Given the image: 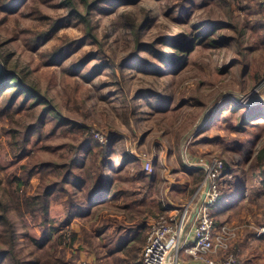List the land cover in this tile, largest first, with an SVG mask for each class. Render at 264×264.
I'll list each match as a JSON object with an SVG mask.
<instances>
[{
  "label": "rangeland",
  "instance_id": "obj_1",
  "mask_svg": "<svg viewBox=\"0 0 264 264\" xmlns=\"http://www.w3.org/2000/svg\"><path fill=\"white\" fill-rule=\"evenodd\" d=\"M261 1L114 0L100 9L91 5L102 0H20L15 10H0V56L43 100L0 112V201L14 228L20 264H48V259L140 264L145 240L121 244L133 229L147 235L158 214L180 212L204 188L206 171L197 165L216 157L227 170L221 191L228 193L238 184L263 191L258 176L248 174L261 170L258 157L264 153ZM132 24H140L138 37ZM204 31L194 45V37ZM174 36L172 44L182 45L176 51L165 45ZM62 48L68 51L64 58L53 59ZM157 50L172 57L175 66L162 68V60L154 57ZM238 105L261 113L239 126L245 108ZM53 113L60 115V123ZM94 132L107 138L103 145L110 143L105 158L116 195L71 220L77 231L71 246L67 235L58 245L53 236L39 247L35 239L44 237L41 217L29 212L24 199L56 187L47 218L63 217L73 197L82 196L59 183L62 166L73 156L79 159L74 174L86 179L90 173L97 185L96 163L102 157L92 162L83 148ZM17 179L27 182L18 185ZM240 197L234 190L231 202L238 208L230 211L228 222L247 230L231 245L239 249L242 264H264V235L256 234L264 225V195Z\"/></svg>",
  "mask_w": 264,
  "mask_h": 264
},
{
  "label": "trees",
  "instance_id": "obj_2",
  "mask_svg": "<svg viewBox=\"0 0 264 264\" xmlns=\"http://www.w3.org/2000/svg\"><path fill=\"white\" fill-rule=\"evenodd\" d=\"M20 0H0V10L1 11H12L15 10L16 4H18ZM110 1L114 0H102V3H92L91 6H95L98 8H104L106 4H108ZM118 1V0H115ZM120 1V0H119ZM121 1H133V0H121ZM257 7L259 9L260 14L264 15V1H261L257 3ZM132 26L135 28V33L137 37L139 36V29L140 24L135 27L134 24ZM254 28H256V25H254ZM264 28V21H261L260 29ZM259 29V28H257ZM52 34V30L49 32L43 33V39L48 38ZM206 35V31L199 33L195 39V43H198L200 40L203 39V37ZM174 37H168L167 41L165 42L166 46H172L174 50H178L182 45L179 43L178 45L172 44V42L176 39ZM42 39V40H43ZM192 39V38H191ZM188 47L184 49V51H189ZM68 51L66 49L62 48L58 50L54 55L52 56L53 59L55 58H64V55L67 54ZM157 54V55H156ZM159 57L160 60H162V68H165L167 65L171 64L175 66L174 59L172 57H168L167 54H165L163 51L157 50L155 51L154 57ZM183 63L180 64L178 67H182ZM157 72H159V69H156ZM79 73L86 74L85 70H81ZM40 95L37 94V90L33 84H30L28 80L25 79L24 76L21 75V73L17 70L16 67L10 68L9 62L6 57L0 56V101L4 100V103L0 105V112H4L5 110L12 108L14 110L19 109L22 107V105L25 102L32 101L31 105H41L43 103V100L38 101V98ZM21 98L20 103H17V100ZM42 98V97H41ZM161 103V100H158L157 103ZM239 109L245 108V113L242 115V118L240 119L239 126H242L244 123H249L250 120L254 115H259L261 113V110H257L255 112L254 109L249 107H244L242 105H238ZM233 109H236V107H233ZM238 109V107H237ZM47 112H49L48 109ZM1 116V113H0ZM60 115L53 113V118L55 120V123H60L61 120ZM58 118V119H57ZM109 144L103 145L99 143L95 138H93L91 135L88 136V139L84 143V153L86 158L92 159V162H95L98 157H102L98 163V184L94 185L93 181L90 178V173L88 174V177L86 179H82L79 177V175L74 174L73 170V164L77 163L79 164L77 158L74 156L70 159V162L67 165H63L64 171H60L61 173V180L60 184L61 186L65 185V183H68L69 186L72 189H78L79 192L82 193L81 197H73V200L69 203V207L67 209V212L63 217L58 218L56 221L53 219H48V206L51 199V194L56 190V187L52 186H46L44 187L43 193L41 195H34L30 197H26L24 199L26 206L28 207L29 212L34 216H40V226L42 228V233L44 237L35 239V243L39 247H43L45 243L52 239L53 236H56L57 245L65 239V236L68 235L69 242L66 243L67 246H71L74 241L77 239V231H75L71 227V220L75 216H81L85 214L86 208L91 207L92 205H100L114 197L116 195L115 188H114V182L113 179H110L108 177V172L111 170L107 168L108 166V160L105 158L106 153L109 151ZM263 155H260L258 157L259 166L261 167L260 171H251L249 176H258L259 182L261 183L262 187V195H264V153ZM126 159H123L121 161L122 164H126ZM81 166V165H80ZM48 165L43 166L41 168L42 172H47ZM103 168V169H102ZM187 170L190 171H197L199 169L194 168H187ZM116 170L115 168L113 169ZM226 170V168H225ZM252 170V169H251ZM227 171V170H226ZM30 174L28 175V177ZM236 175H234V178ZM251 177V178H253ZM28 179V178H27ZM18 185L20 184H26L27 180H18ZM223 190V188H222ZM226 190V189H225ZM234 190H238L241 197L243 198L245 194H247L248 199L253 198L254 196H258L261 193H257L255 189L252 187H246L245 185H235L233 189L230 188V190L227 191H221L220 197L218 198L217 202L213 205V214L215 217V223L217 226H221L229 221L230 217V211L238 208L236 207V203H232V194L234 193ZM226 202V204H224ZM224 205V206H223ZM0 264H20L18 261V258L16 257L15 251H14V228L12 227L7 215H6V206L4 203L0 201ZM137 229V228H136ZM63 231V232H62ZM133 232L131 235L124 240L123 244L126 245L128 242L133 241L135 238L139 239L141 241H144L146 238V235L144 233L137 234L138 232L136 230H132ZM4 233V235L2 234ZM2 236H4L3 240H1ZM122 237H120L121 239ZM120 245V246H121ZM122 247V246H121ZM120 250H122L120 248ZM48 264H59V262L56 259H48L46 261ZM140 263V262H139Z\"/></svg>",
  "mask_w": 264,
  "mask_h": 264
},
{
  "label": "built area",
  "instance_id": "obj_3",
  "mask_svg": "<svg viewBox=\"0 0 264 264\" xmlns=\"http://www.w3.org/2000/svg\"><path fill=\"white\" fill-rule=\"evenodd\" d=\"M260 99L264 105V97ZM257 100L255 104H258ZM93 136L99 143L108 141L98 132H94ZM199 166L206 171L208 190L197 215L185 228L191 210L197 204L194 199L198 196V202L206 181L203 190L199 187L180 212L165 211L150 221L140 264H180L181 251L189 255L193 264H238L237 250L231 242L238 237L242 225L225 223L217 226L213 214V205L221 194L222 179L227 175L223 161L216 157ZM145 168H150L149 159H145ZM256 234L264 235V225L256 228Z\"/></svg>",
  "mask_w": 264,
  "mask_h": 264
},
{
  "label": "crops",
  "instance_id": "obj_4",
  "mask_svg": "<svg viewBox=\"0 0 264 264\" xmlns=\"http://www.w3.org/2000/svg\"><path fill=\"white\" fill-rule=\"evenodd\" d=\"M196 197H198V196H196ZM183 206H185V204L183 205ZM195 207H196V204L193 206V208H192V213L194 212V209H195ZM183 209V208H182ZM181 209V210H182ZM176 210H174V211H171V212H175ZM170 212V211H169ZM192 213L190 214V218H191V215H192ZM190 218H189V220H188V223H187V225H189L190 226V224L192 223V222H190ZM226 223H229L230 225H238L239 223H236V221L234 222V221H231V222H226ZM240 225H242V224H240ZM249 226V225H248ZM251 227H254V226H251ZM247 228V227H246ZM246 228H244V227H242L241 226V229L238 231V236L242 233V230H247ZM241 241H242V239H241ZM237 251H238V264H242V258H241V260H240V256H239V249L237 248ZM241 257H242V254H241ZM179 259H180V264H193V261L190 259V257H189V255L187 254V253H185L184 251H181L180 252V257H179ZM245 264H247V263H245Z\"/></svg>",
  "mask_w": 264,
  "mask_h": 264
},
{
  "label": "water",
  "instance_id": "obj_5",
  "mask_svg": "<svg viewBox=\"0 0 264 264\" xmlns=\"http://www.w3.org/2000/svg\"><path fill=\"white\" fill-rule=\"evenodd\" d=\"M203 116H204V115H203ZM203 116L200 117V120H199L198 125H201L202 122L204 121V117H203ZM186 139H187V138L183 139V143H185ZM187 166H188V167H192V165H187ZM198 166H199V165H198ZM205 179H206V177H205ZM205 181H206V185H205L204 191L201 193V196H200V198H199V200H198V202H197V204H196V207H195V209H194V212H193L192 215H191L190 222H192L193 219H194V217L197 215L198 210H199V207H200V204H201L202 201L204 200L205 195H206V191L208 190V181H207V179H206ZM188 226H189V225H186L185 228H187Z\"/></svg>",
  "mask_w": 264,
  "mask_h": 264
},
{
  "label": "bare ground",
  "instance_id": "obj_6",
  "mask_svg": "<svg viewBox=\"0 0 264 264\" xmlns=\"http://www.w3.org/2000/svg\"><path fill=\"white\" fill-rule=\"evenodd\" d=\"M263 120V119H262Z\"/></svg>",
  "mask_w": 264,
  "mask_h": 264
}]
</instances>
